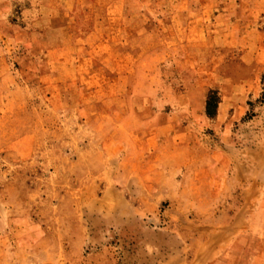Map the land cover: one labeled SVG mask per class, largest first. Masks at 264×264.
Segmentation results:
<instances>
[{"label":"rangeland","instance_id":"1","mask_svg":"<svg viewBox=\"0 0 264 264\" xmlns=\"http://www.w3.org/2000/svg\"><path fill=\"white\" fill-rule=\"evenodd\" d=\"M0 264H264V0H0Z\"/></svg>","mask_w":264,"mask_h":264},{"label":"trees","instance_id":"2","mask_svg":"<svg viewBox=\"0 0 264 264\" xmlns=\"http://www.w3.org/2000/svg\"><path fill=\"white\" fill-rule=\"evenodd\" d=\"M218 98L215 93H211L205 104V114L208 118H212L215 115L217 108Z\"/></svg>","mask_w":264,"mask_h":264}]
</instances>
